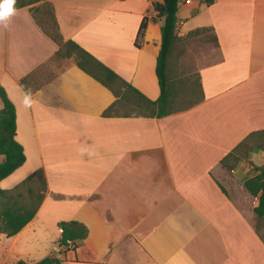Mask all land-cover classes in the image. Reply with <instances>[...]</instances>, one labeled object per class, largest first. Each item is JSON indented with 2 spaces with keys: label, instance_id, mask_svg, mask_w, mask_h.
Here are the masks:
<instances>
[{
  "label": "crops",
  "instance_id": "1",
  "mask_svg": "<svg viewBox=\"0 0 264 264\" xmlns=\"http://www.w3.org/2000/svg\"><path fill=\"white\" fill-rule=\"evenodd\" d=\"M160 1L48 4L66 42L155 101ZM178 19L179 38L212 29L195 64L204 99L161 119L104 117L115 96L68 59L29 98L20 81L52 63L59 47L28 8L0 27V86L16 107V141L26 156L0 186L12 189L43 169L48 189L35 218L9 238L7 256L40 258L35 263L57 257L63 264H264L258 199L244 188L264 167V152L251 149L231 172L221 163L264 130V0H218L210 7L182 1ZM69 221L89 234L62 254L58 225Z\"/></svg>",
  "mask_w": 264,
  "mask_h": 264
},
{
  "label": "trees",
  "instance_id": "2",
  "mask_svg": "<svg viewBox=\"0 0 264 264\" xmlns=\"http://www.w3.org/2000/svg\"><path fill=\"white\" fill-rule=\"evenodd\" d=\"M50 0H15L14 10L28 8L41 30L59 47L53 62L62 59L71 60L80 70L106 87L115 96L116 101L103 114L106 118H165L183 112L200 104L204 99L200 78L197 83L172 80L170 64L178 37V12L183 0H161L154 4L157 17L163 21L161 28V49L157 58L156 75L160 86V97L152 101L140 93L131 84L122 79L114 71L98 61L89 52L73 41H65L59 28ZM201 4L210 7L218 0H200ZM42 3V4H41ZM41 4V5H39ZM148 19H144L138 34V39L144 37ZM212 31L209 28L190 32L186 37L193 38ZM214 42L217 43L214 37ZM48 64L37 68L20 81V86L29 98L56 74H46ZM198 96L189 100L184 107H177L180 94ZM0 100L3 107L0 110V184L21 168L26 162L24 148L16 141V107L8 97L6 90L0 86ZM182 102H185L182 98ZM253 148L264 152V130L250 134L224 160L222 166L231 172L242 159L247 160L249 151ZM257 175L244 183V188L254 198L258 206L254 209L257 217L256 232L259 235L264 225V167L255 168ZM47 181L43 169L36 170L32 175L12 189L4 190L0 186V235L7 238L17 236L37 215L46 194ZM56 200H63L61 195L53 194ZM61 234L58 245L60 253L67 254L75 250L87 239L88 228L76 221L59 223ZM260 236V235H259ZM264 241V238L260 236ZM57 257H47L37 263L19 260L15 264H63Z\"/></svg>",
  "mask_w": 264,
  "mask_h": 264
},
{
  "label": "rangeland",
  "instance_id": "3",
  "mask_svg": "<svg viewBox=\"0 0 264 264\" xmlns=\"http://www.w3.org/2000/svg\"><path fill=\"white\" fill-rule=\"evenodd\" d=\"M195 6L197 3H194ZM209 35L206 36V34H201L199 36L193 37V38H187L182 37L179 39L177 44L175 45V48L173 50L172 58H171V64H170V70H171V78L174 81H187L189 83H197L199 78L198 74L196 73L195 64L196 59L206 51L207 44H206V38H208ZM66 59L59 60V62H53L48 65L46 68V74H56L59 69L62 67V62H64ZM195 100L198 96L193 94V96L189 94L184 95L180 94L179 101L177 103V107H184L186 104L189 103V100ZM185 101L182 102L181 100ZM2 161V157H0V162ZM257 226V225H256ZM261 227H264L261 226ZM264 232V230H263ZM264 237V236H263ZM11 244V240L9 238L0 235V264H15L19 260H24L29 263H35V261H38L40 258L33 257V258H27V257H19L17 255H9L8 254V247ZM53 247L49 249V251L52 250Z\"/></svg>",
  "mask_w": 264,
  "mask_h": 264
},
{
  "label": "clouds",
  "instance_id": "4",
  "mask_svg": "<svg viewBox=\"0 0 264 264\" xmlns=\"http://www.w3.org/2000/svg\"><path fill=\"white\" fill-rule=\"evenodd\" d=\"M14 3L15 0H0V27H8V21L15 13Z\"/></svg>",
  "mask_w": 264,
  "mask_h": 264
},
{
  "label": "built area",
  "instance_id": "5",
  "mask_svg": "<svg viewBox=\"0 0 264 264\" xmlns=\"http://www.w3.org/2000/svg\"><path fill=\"white\" fill-rule=\"evenodd\" d=\"M184 4H190L191 3V0H183Z\"/></svg>",
  "mask_w": 264,
  "mask_h": 264
},
{
  "label": "bare ground",
  "instance_id": "6",
  "mask_svg": "<svg viewBox=\"0 0 264 264\" xmlns=\"http://www.w3.org/2000/svg\"><path fill=\"white\" fill-rule=\"evenodd\" d=\"M264 115V114H263Z\"/></svg>",
  "mask_w": 264,
  "mask_h": 264
}]
</instances>
